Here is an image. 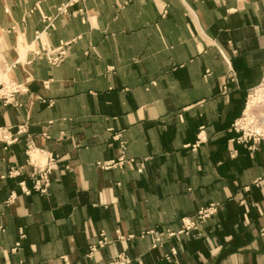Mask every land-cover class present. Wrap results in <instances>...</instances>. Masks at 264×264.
Returning <instances> with one entry per match:
<instances>
[{
  "label": "crops",
  "instance_id": "crops-1",
  "mask_svg": "<svg viewBox=\"0 0 264 264\" xmlns=\"http://www.w3.org/2000/svg\"><path fill=\"white\" fill-rule=\"evenodd\" d=\"M62 45L51 64L44 49ZM0 72L26 87L0 99V127L28 125L0 142V264L122 251L129 264H264V142L234 129L264 80V0H0ZM29 140L58 155L48 194L21 187ZM212 202L199 233L167 237Z\"/></svg>",
  "mask_w": 264,
  "mask_h": 264
},
{
  "label": "built area",
  "instance_id": "built-area-1",
  "mask_svg": "<svg viewBox=\"0 0 264 264\" xmlns=\"http://www.w3.org/2000/svg\"><path fill=\"white\" fill-rule=\"evenodd\" d=\"M60 13H65L66 5L58 8ZM49 20V18H47ZM45 55L49 62L53 65L60 63L65 55L66 49L62 45L54 49H44ZM26 91V87L22 83H18L13 80L0 81V99L5 104H13L16 100L17 94ZM252 98H261L264 100V80L255 88L251 89L248 94V102ZM40 100H44L39 97ZM248 104V103H247ZM247 107V105H246ZM234 129L239 133L236 138L238 142L248 144L250 147L264 142V111L262 114L248 115L245 113L243 117L234 123ZM28 125L26 123L19 125L15 130L9 127H0V142L5 147L12 145L20 141L23 137L27 136ZM121 148L124 151L126 149V142L121 141ZM27 163L32 167L30 179L33 184L31 188L24 186V182L21 183L23 191L27 194L32 191L39 192L41 194H48L51 185V175L54 169L57 167L58 155L53 151L45 148L37 147L32 140L27 142L26 148ZM36 155V156H35ZM134 162V159H130ZM125 161L124 156L118 160L101 161L98 165L104 169L116 167L122 165ZM140 171L142 168L139 169ZM20 173L18 169H11L8 176H16ZM5 177V176H4ZM221 204L218 202H212L205 207L200 208L193 216H186L182 218V226L178 230L167 229L166 235L168 238H175L181 241L184 237H189L195 233H199L202 226L207 222L209 218L219 212ZM153 247H159L164 243L163 238L158 233H154ZM21 237H24V233L21 232ZM118 238L123 239V235H119ZM108 243V237L104 232L99 234V239L96 243L90 245L89 257H92L94 252ZM20 245L17 243L15 249ZM178 253V248L172 247L170 252L166 255L167 260H172L173 256ZM131 262L130 256L126 251H122L114 256L112 259L104 264H129ZM63 264H72L66 256L62 257Z\"/></svg>",
  "mask_w": 264,
  "mask_h": 264
},
{
  "label": "bare ground",
  "instance_id": "bare-ground-1",
  "mask_svg": "<svg viewBox=\"0 0 264 264\" xmlns=\"http://www.w3.org/2000/svg\"><path fill=\"white\" fill-rule=\"evenodd\" d=\"M264 100H262L261 98H252L249 100L246 110H247V114L248 115H256L254 114L256 107H258L259 105L257 104V102L262 103ZM258 116V115H256ZM36 156V155H35Z\"/></svg>",
  "mask_w": 264,
  "mask_h": 264
},
{
  "label": "rangeland",
  "instance_id": "rangeland-1",
  "mask_svg": "<svg viewBox=\"0 0 264 264\" xmlns=\"http://www.w3.org/2000/svg\"><path fill=\"white\" fill-rule=\"evenodd\" d=\"M10 77L8 75H4L2 72H0V81H6L9 80ZM258 105L264 104V101L262 103L257 102ZM256 114V112H254Z\"/></svg>",
  "mask_w": 264,
  "mask_h": 264
}]
</instances>
